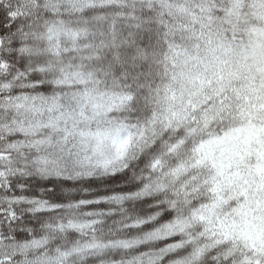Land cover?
Instances as JSON below:
<instances>
[{
	"label": "snow or ice",
	"instance_id": "obj_1",
	"mask_svg": "<svg viewBox=\"0 0 264 264\" xmlns=\"http://www.w3.org/2000/svg\"><path fill=\"white\" fill-rule=\"evenodd\" d=\"M0 264H264V0H0Z\"/></svg>",
	"mask_w": 264,
	"mask_h": 264
}]
</instances>
